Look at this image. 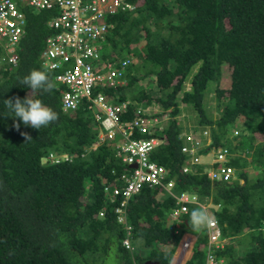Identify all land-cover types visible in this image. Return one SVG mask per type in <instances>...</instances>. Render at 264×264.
Masks as SVG:
<instances>
[{
  "label": "trees",
  "instance_id": "obj_1",
  "mask_svg": "<svg viewBox=\"0 0 264 264\" xmlns=\"http://www.w3.org/2000/svg\"><path fill=\"white\" fill-rule=\"evenodd\" d=\"M125 1L136 8L106 17L112 27L100 41V58L107 63L129 59L121 76L127 83L117 89L103 87V92L116 105L126 98L136 103L146 99L144 108L152 102L157 110L145 116L172 117L152 135L158 143L149 152L151 160L168 170L181 163L183 126L177 117L183 112L197 129L210 132L214 144L229 133L232 120L243 117L237 145L247 150L246 156L231 162V181H211L200 165L193 176L180 177L173 187L175 197L192 192L198 201L186 202V213L171 228L165 227V220L176 207L175 199L160 187L143 188L129 204L131 253L122 245L125 231L113 207L108 205L104 217H98L105 198L102 180H113L109 178L115 169L119 176L113 184L122 186L125 167L112 150L122 136L86 151L100 130L92 111L84 103L64 111L65 87L57 81L50 93H31L20 83L32 69L54 80L59 73L44 70L39 59L54 32L48 26L52 11L22 7L26 31L16 45L17 64L0 68V264H76L85 260L88 250L93 257L107 253L111 243L119 264H169L174 248L165 250L159 244H177L181 234L193 231L190 212L206 205L226 242L213 244L208 252L226 264H264V140L255 137H264V0ZM146 76L155 77L158 89L150 96L143 90L133 95L134 83ZM186 82L190 92L181 101ZM209 82L214 84L206 91ZM28 95L56 111L58 120L36 130L12 117L4 100ZM214 100L213 111L207 104ZM134 110L129 103L121 119H134ZM14 123H20L18 130ZM21 133L32 139L26 141ZM145 138L151 137L138 131L132 136ZM157 189L165 193L160 199ZM200 240H206L205 232L197 234L184 264H205L207 250L199 249Z\"/></svg>",
  "mask_w": 264,
  "mask_h": 264
},
{
  "label": "built area",
  "instance_id": "obj_2",
  "mask_svg": "<svg viewBox=\"0 0 264 264\" xmlns=\"http://www.w3.org/2000/svg\"><path fill=\"white\" fill-rule=\"evenodd\" d=\"M22 7L35 10L48 9L53 15L48 20V26L54 32L46 38L45 47L40 55V65L46 71L57 70L55 81L65 87L61 97L64 111L74 110L84 103L93 113L99 123L98 140L93 149L112 140L116 134L122 139L115 148V155L123 167L121 174L122 186L104 187V193L110 202L119 203L115 207L117 221L125 227V237L122 243L130 247L131 227L126 222L127 202L143 186L162 185L157 164L149 159V152L156 142L152 138L132 139L135 131L145 133L150 121L143 116L144 110L138 108L134 119L127 122L121 119L126 113V103L116 105L109 102L103 87L116 88L122 76L123 69L129 64L128 59L119 62H105L100 58L102 43L112 27L106 21L109 15L133 11L136 5L125 0H0V68L16 65L18 57L16 45L26 31V20ZM114 171V170H113ZM223 180H229L233 174L231 167H223ZM194 199V198H193ZM186 200V197H182ZM184 210V206L181 208ZM105 207L99 215L103 216ZM176 214V212H175ZM213 231L210 240L215 241L218 231L214 222L210 223ZM222 260L208 253L205 264H220Z\"/></svg>",
  "mask_w": 264,
  "mask_h": 264
},
{
  "label": "clouds",
  "instance_id": "obj_3",
  "mask_svg": "<svg viewBox=\"0 0 264 264\" xmlns=\"http://www.w3.org/2000/svg\"><path fill=\"white\" fill-rule=\"evenodd\" d=\"M127 66H125V68L123 69V72H126L125 70L127 69ZM142 73L143 75H148L149 71L146 68H143ZM20 83L26 86L27 88H29L31 90V93H36V92H41V91L44 93H50L54 90L56 82L54 79L50 78L48 73H46L45 71H41L38 69H32L27 75L22 77V79L20 80ZM118 83L119 85L115 89L122 86L123 84L126 85L127 81H124V78L121 77ZM186 83H185V91L190 92L189 88L186 89ZM139 87H141V90L139 89ZM157 89L158 88L155 84V77L146 76L145 78H142L138 82L134 83L133 88H132V93L133 95H138L143 90L146 94L150 96L151 92ZM107 100L112 103V101H110L109 99ZM146 101H147L146 99H143L142 101L136 103V102L131 101L129 98H126V101H124L123 103L127 104L126 108L129 106V103L133 104L134 109H135L133 115L135 117L136 110L138 108H141L143 110L145 109L142 106V104ZM4 105L11 113H13L12 117L18 118L19 121H21L25 126H30L31 128L36 129V130L41 129L42 127H47L53 122L58 120V113L56 111L46 106L40 99H34L32 95L25 96L23 99H21L18 96L6 99L4 100ZM148 105L150 106L151 112L157 110L156 107H153L152 102H150ZM67 111H72V110H67ZM143 116H145L144 113H143ZM171 118L172 117H169L166 114H159L156 116H147V119L150 121V125H148L149 129L147 131V134L150 133L148 134V136H150L153 140H155L156 144L158 142H157V139H155L154 136H152L153 133L157 130V128L158 130H161L163 126L168 125ZM177 120L183 126L182 127L183 132L181 134L182 143H181V148H180L182 156H183V160L181 161V163L178 164V166L175 169L170 168L169 170L154 161L157 164V169L161 168L163 170L158 173V176L161 179L163 186L156 185L153 187L162 188L170 196H172L176 202V207L170 211L168 221L165 220L166 228H171L172 227L171 223L178 222L180 220V216L183 213H186V205H185L186 202H197L198 201L197 194L192 193V192H182L177 198L175 197L173 193V187H175L177 183L180 181V177H185L187 175L193 176L191 172L194 173V168L200 165L203 167V172L208 175L211 181H217V182L231 181L232 176L235 173V168L234 166L231 165V162L236 157H245L247 153V150H244L243 148H240L237 145L238 139H239V133L241 132L240 126L242 124L243 117L235 118L234 120L231 121L232 126L230 128L229 133L222 137V141L219 144L213 143V141L211 140V134L208 130H202L200 128L197 129V125L196 124L193 125L187 119H185V116L183 113H181L177 117ZM14 127L18 130L20 128V123H14ZM21 135L25 137L26 141L32 139L31 136L28 135V133H21ZM255 137L258 142H262L264 140V137L260 134H256ZM110 141L111 140L107 141L106 143ZM95 143L86 147V151L88 152L91 150L95 151L97 148L96 147L95 149H93V145ZM153 148L151 150H153ZM52 156H53L52 154H49L47 158L51 159ZM47 158H45L44 161H46ZM149 159L151 160L150 156H149ZM117 161L121 164L120 160L117 159ZM223 167H231L233 169V174L229 180H223L221 175H219V177H212L213 174H221L220 171ZM113 170L111 174L113 175V177L112 178L108 177L109 179H114L116 176V171L115 169ZM111 181L106 180V179L102 180L103 193H104V187L111 185ZM147 187L149 186L148 185L143 186L141 190L138 193L131 196L127 202L126 222L128 226L131 227L130 231H131L132 236H133V226L128 221L129 204L137 195L141 193L143 188H147ZM163 190L157 189V194H156L157 199H160V197L165 194ZM104 197L105 198H103L102 208L105 207V211H106L108 205H111L113 207L116 222L118 223V225L121 226L123 231H125L124 225L117 221V217L115 213V207L119 202L118 201L110 202V200L106 197L105 193H104ZM182 197H186V200H182ZM183 206L185 208L184 210L181 209ZM99 212L100 210L98 211V217L99 218L104 217L105 212L103 216H100ZM211 222H214L215 224L214 229L218 231V237L215 241L210 240V233L213 231L210 225ZM188 223H189V228L192 229L193 231L184 232L183 234H181L180 240L177 244H173L170 242H165V244H159V242H156V244H159V246L162 249L168 250L170 248H174L172 258H173V255L176 253V259L173 264L180 263L181 253L185 250H189L188 256L191 257L193 247L197 241V234L199 232L206 233V240L205 241L200 240L199 242V249L202 251L207 250L206 254L209 253L208 250L211 249L213 244L225 245L226 243L223 241L225 238L222 237L221 229H220V226L218 224V221L215 215H213L212 212L209 214L208 210L205 207L198 206L194 208L190 212ZM139 226L143 227L142 223H139ZM186 233L194 234L195 236V238L190 243L188 242L190 240V237L185 235ZM184 237H186V239H183ZM130 244L131 245L130 247H128V249L132 253V251L134 250V246L131 242V238H130ZM122 245L124 244L122 243ZM206 246H208V248H206ZM216 260H222V258L217 257ZM220 264H226V263L224 262V260H222Z\"/></svg>",
  "mask_w": 264,
  "mask_h": 264
},
{
  "label": "rangeland",
  "instance_id": "obj_4",
  "mask_svg": "<svg viewBox=\"0 0 264 264\" xmlns=\"http://www.w3.org/2000/svg\"><path fill=\"white\" fill-rule=\"evenodd\" d=\"M213 84L214 83L209 82L208 88L206 89V91H209L210 90L209 87L213 86ZM188 88H189V83H186V89H188ZM139 89L141 90V87H139ZM206 91H205V93H206ZM184 93H187V91H185L183 93H180V95H179L181 101H182V96L184 95ZM211 97H213V96H211ZM214 97H215V95H214ZM209 98H210V95L207 96L206 100H208ZM207 105L209 106V108L211 110L214 111L215 108H216V106H217V102H216V100H214L212 102H209ZM182 107L188 108L189 106L182 105ZM149 112H151V109H150V106L147 105V106H145V109H144V112L143 113L147 114ZM183 114H184L185 118L188 120V116L186 115V112H183ZM112 150H113V155H114L115 149L112 148ZM98 152L99 151H96V153H98ZM205 208L209 212V208L210 207L208 205H206ZM183 239H186V237H184ZM115 247H116V245H113V243H111L110 246H109V250L107 251V253H104L103 251H101L97 257H93L94 254L91 251L88 250L85 253V254H87V256L84 257L85 260L81 261L79 259L76 264H119V262L117 260L116 252H115ZM185 251H183V252H185ZM182 253H181V256L184 255V253L183 254ZM189 257L190 256H187L186 259L189 258ZM175 259H176V253L173 255V258H172L170 264H173L175 262ZM181 260H180V262H182ZM179 264H181V263H179Z\"/></svg>",
  "mask_w": 264,
  "mask_h": 264
},
{
  "label": "crops",
  "instance_id": "obj_5",
  "mask_svg": "<svg viewBox=\"0 0 264 264\" xmlns=\"http://www.w3.org/2000/svg\"><path fill=\"white\" fill-rule=\"evenodd\" d=\"M157 196H159V195H157ZM185 235L190 237V240L189 241L187 240L189 243L195 238L194 234L186 233ZM186 253H188V252L185 251L184 255H186ZM185 259L183 261H185Z\"/></svg>",
  "mask_w": 264,
  "mask_h": 264
},
{
  "label": "bare ground",
  "instance_id": "obj_6",
  "mask_svg": "<svg viewBox=\"0 0 264 264\" xmlns=\"http://www.w3.org/2000/svg\"><path fill=\"white\" fill-rule=\"evenodd\" d=\"M186 252H188V253H186V255H184V256L182 255L181 256V259H182V262H180L181 264H183V262H184L183 260L189 255V250H186ZM183 253H185V252H183Z\"/></svg>",
  "mask_w": 264,
  "mask_h": 264
},
{
  "label": "water",
  "instance_id": "obj_7",
  "mask_svg": "<svg viewBox=\"0 0 264 264\" xmlns=\"http://www.w3.org/2000/svg\"><path fill=\"white\" fill-rule=\"evenodd\" d=\"M155 262L154 261H145L143 264H154Z\"/></svg>",
  "mask_w": 264,
  "mask_h": 264
}]
</instances>
